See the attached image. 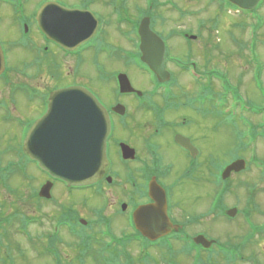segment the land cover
Listing matches in <instances>:
<instances>
[{
	"label": "flooded vegetation",
	"instance_id": "af4514ba",
	"mask_svg": "<svg viewBox=\"0 0 264 264\" xmlns=\"http://www.w3.org/2000/svg\"><path fill=\"white\" fill-rule=\"evenodd\" d=\"M161 2V0L157 2L159 9H161ZM169 2L174 5L171 0ZM47 3L55 4L48 9L47 13L51 24H55V29L61 32L67 28L69 21H56L59 9L91 12L97 21L94 35L90 40L77 46H68L69 48L53 41L52 37L48 39L39 29L37 21L40 8ZM0 6L9 10L18 32L17 37L9 40V44L2 40L3 37L0 39V52L3 54L2 62L4 63V70L0 75L1 84L11 87L14 76L13 74L11 76L10 73L16 72L14 74H17L18 72L17 66L16 68L11 66L13 65L11 58L9 61L7 53L9 47H17L19 50L25 51V55L32 61L27 63V57L22 62L16 61L19 67L23 68L21 74L24 73L26 69L24 66L27 64L28 68L35 66L40 71L53 64L54 67L49 71L57 72L56 74L51 73V76H56L58 81L75 79L74 82L57 85L46 90V93L41 96V101H34L38 104V109L33 111V113L35 112L34 116L30 119L8 118L11 122H18V143L20 138L23 140L26 136L29 128L43 116L47 110L49 95L58 89L73 86L87 89L104 106L111 124L106 142L108 163L104 174L95 184L85 187H69L63 181L52 179L40 170L37 162H27L22 146L20 147L16 143L17 147L11 151L19 153V161L6 166H2L0 162V169L9 167L15 171L13 174L19 173V175L24 174L26 168L31 169V173L35 177L29 180L26 187L19 189L25 191L26 188L25 199L30 202L29 213L31 214L24 216L26 215L25 209L20 210L23 213L18 214L20 211H11L12 214L3 217L0 226V249L7 247V238L4 234L8 230L5 227L7 218H16V228L12 234L15 232L18 236L23 237L25 246L28 245L32 257H34V264L35 262L37 264H79L87 255L89 264H97L93 260V248L101 251L106 264H110L116 259L113 264H262V259H259L260 257L257 255L259 253L252 250L253 247L255 248L256 241L261 237V239L264 238V209L261 208L260 202L253 204L251 201L257 190L263 192L262 179L256 167L252 165L248 169L246 165L245 170L229 174L230 177L222 185L220 183L217 185L218 194L206 196V201L202 202L199 209L201 212L183 210L171 198L172 190L182 185L183 182L202 186L205 181L210 180L214 173L212 162L204 160L203 153L192 144L189 137L183 135H189V131L186 133L183 131V134L178 133L187 126L186 120L184 118L177 119L175 115H171L168 120L166 115H163L165 109H168L167 107H175L179 102L167 101L163 96L164 90L170 83L179 85V79L175 80L177 74L186 71L189 64L194 69L195 65L192 61H184L174 54H168L167 45L162 39L165 44L163 67L169 73V81L161 83V77H157L142 60L143 54L139 50L140 38L138 35H134V32L132 33L137 21V17L135 19L133 17L142 13L139 12L131 16L132 8L128 6H122V9H124L129 27L123 25L124 34L122 35L117 32V36L121 38L119 40L126 43L127 49H120L122 46L118 47L113 44L106 38V32L102 34L101 31L111 25H117L118 0H81L77 4H69L67 0H0ZM93 6L96 8L100 6L95 8V12L98 14L90 9ZM166 7L172 9L170 5ZM105 9L108 10V18L105 13L101 12V10L105 12ZM121 12L123 11L121 10ZM158 18V21L154 18L156 26L158 23L161 25L167 21L161 15ZM159 38L161 39V36ZM179 38L187 44L194 42L192 36L187 32H182ZM57 41L64 44L60 40ZM160 51L158 50L157 53L160 54ZM87 56H89L93 71L92 69L85 70ZM118 58L122 59L121 63L124 69L133 71L134 82L130 80V76L125 70L111 69ZM59 59H62L63 63H68L69 59H73V67L68 66V72L60 70L55 67L57 65L55 63H59ZM97 59L100 60L97 61ZM93 64L97 69L99 68L98 75ZM59 65L61 66V63ZM75 69L76 75H78L73 74V77L71 73ZM93 72L95 82H98L99 86L92 84V75H88ZM60 74L62 79L58 78ZM125 78L134 92H120L119 83L121 81L125 83ZM145 84L149 88L143 91L139 90V87L143 89ZM27 88H21L23 92L27 93V99L38 97L35 92H32V89L28 90ZM29 93H33V96H29ZM100 95L108 102H103ZM3 102L0 101V109L7 113L8 105L6 103V106ZM191 102L183 101V108L191 106ZM142 114L146 120L145 123L138 121V117ZM127 123L129 124L128 129ZM124 132L129 134L128 139L122 136ZM176 136L188 139L190 146H194L198 153L196 151V154L191 156L187 149L175 142ZM161 137L170 139L172 147L176 148L185 160L184 173L181 175L180 181L173 176L174 168L170 167L171 163L165 162L161 156ZM156 138L159 147L152 143ZM113 153L116 155L117 163L111 160ZM239 159L243 158L239 156L229 161L227 165ZM245 173H252L254 177L246 179ZM256 173L257 178L255 177ZM171 178L173 179L170 180ZM11 179L8 178L7 181L3 179L5 190H12L13 186L9 184ZM152 181L164 190L167 200V219L177 230L172 229L165 236L155 241H148L136 231L132 220L134 211L138 207L150 204L148 189ZM230 181L245 187L242 205L239 197H234V203L231 205L226 203L227 197L233 193L229 191ZM47 183L50 186L44 189L43 186ZM15 191L16 188H13L12 192ZM238 191L240 193V190ZM88 193L90 196L88 195L89 198L86 199ZM68 200L73 203L72 209L66 207ZM79 202L82 203L80 205L82 209H78L76 206ZM112 207L113 210L110 211ZM229 213L233 216H228ZM220 222L224 225L222 230L225 239L222 241L212 235L214 223ZM198 236H202L207 241H213V243L210 247L204 248L202 244L196 243ZM13 244L18 247L19 251L25 250L21 247L22 244ZM204 244L206 243L204 242ZM20 260V264H25L22 263L25 261L24 259ZM7 261L5 258L2 263L8 264Z\"/></svg>",
	"mask_w": 264,
	"mask_h": 264
},
{
	"label": "rangeland",
	"instance_id": "374dc122",
	"mask_svg": "<svg viewBox=\"0 0 264 264\" xmlns=\"http://www.w3.org/2000/svg\"><path fill=\"white\" fill-rule=\"evenodd\" d=\"M80 1L81 0H67L69 4H77ZM161 1L164 2L165 0ZM171 1L178 8V12L177 10L172 11L170 7H165L161 9L156 8L155 10H153V12H151L153 13V17L156 21H158V16L160 15L161 17L166 18L167 20L166 22L161 23V25L158 23L157 27H154L153 24L152 30L155 32L154 34L161 36V39L165 41V44L167 45V50L169 52L168 54H174L184 61H189V59L194 58L198 61L197 63H199V67H201V70L206 69L204 63H210V66H208L207 69L210 67H217L220 72H225L232 84L236 85L239 83L240 91L238 92H240L242 97L247 100V102L251 101L257 106L260 105L261 101L264 100V97L258 91V87L256 88L253 81L251 82L250 80L252 76L251 71L253 70L254 80L258 81L259 75L263 74L262 80L264 82V69L261 70V64H259L257 67L252 68V66L249 65L248 62L246 63L247 51L245 43L250 37L251 27H245V25L253 23V19H241L240 16H237L232 12L230 14L224 13L222 11V8H220V5L217 0ZM122 6H128L129 8H132V14L130 13L131 16H134L139 12L144 13V10L146 8L144 0H124V2H121V4L118 0L119 10L122 9ZM95 8L96 7L94 6L90 7V9L94 10H92L93 12L96 11ZM101 12L103 14L105 13V16L108 15L107 9H105V12L103 10H101ZM258 15L264 19V5L258 10ZM118 28V26L111 25L101 31V33L104 34V32H106V38L111 40L113 44L117 45L118 47L122 46V48L120 49H127L125 46L126 43L122 40H119L121 38L117 36L116 32ZM114 29H116V31H114ZM176 30H182L183 33H189V35L192 36L194 42H192L191 44H187L185 41H182L179 38L180 33L178 32L180 31ZM17 35L18 32L14 18L11 17L10 12L9 10H7V8L0 6V39H2L3 37L2 40L7 41L6 43L9 44V40L13 37H17ZM233 37L236 40H233ZM257 39L261 43H258V48L256 49V43L251 42L249 49L250 54H255L252 52L253 49H256L257 52L259 51L258 60H260L261 63H263L264 65V44L262 43L264 42V27L257 32ZM118 47H116V49H119ZM7 53L9 55V61L11 58L13 64L11 66H13V68H16L17 66V70L20 73H10L11 76L12 74L14 76L11 87L7 86L6 84L3 85L0 83V101H4L3 104L5 105L7 103L8 106H6L9 109L7 113L0 109V162L2 166H6L7 164H15L20 159V157L18 156V152L15 151L14 153L13 151H11L12 149L17 147L16 143H18L17 133L19 125L18 122H11L8 118L15 119L17 117H20L23 118V120L30 119L32 116H34L35 112L33 113V111H35V109H38V104L34 101H41V96L46 93V90H48L49 88H53L57 85H63L68 82L71 83L75 81V79L72 78L67 81H58L56 76H51V73H57L56 71H49V69L54 67L53 64L52 66L50 65V67L48 68H44L43 71H40V69L36 68L35 66H29L28 68V64H24V68L26 67V69L24 70V73L21 74L23 68L19 67V64L16 61L22 62L25 57L28 58L26 60L27 63H30L32 61L28 56L25 55V51L19 50V48L17 47H9ZM14 57L16 60L13 59ZM88 57L89 56L85 58V70L92 69L93 71ZM98 60L100 59H97V61ZM121 60L118 58L117 61L114 62L111 66V69L125 70L126 72H128L130 80L134 82V79L132 78L133 71H128L127 69H124ZM62 61V59H59V63H61V66L57 62L55 63L57 64L55 67L59 68L62 71L68 72V66L73 67V59H69L68 63H63ZM93 66L94 68H96L95 64H93ZM111 69L110 71H112ZM172 69L175 71L174 68ZM98 71L99 68H96L97 75ZM76 73L77 72L75 69L72 71L71 74L72 76L73 74L77 76L78 74L76 75ZM88 75H92V84H95L97 86L100 85L98 84V82H95L94 72L91 74L88 73ZM52 77H54L55 79H53ZM177 77L179 79V86H176L175 88L176 94L184 93L186 94L184 95L185 97L190 98L192 95L194 96L195 93H197V84H194L189 76H186L185 73H178ZM58 78L62 79L61 74L58 76ZM258 85L260 88L259 82ZM24 87H28V90L32 89V92H35L38 97H33V99H27V93L21 90V88ZM146 88L148 89L149 87L145 84V87H143V89L139 87V90L143 91ZM28 95L33 96V93H29ZM100 97L103 102H108L101 95ZM229 99H231V97H229ZM185 100L184 97L176 100L179 101L176 103L177 105L175 107L165 109L163 115H166V119L168 120L171 115H175L177 119L184 118L186 120L187 126H185V128L179 131L178 133L183 134V131L185 133L189 131V135H183L189 137L192 141V144L203 153L204 160H206L207 162H212V169L215 173V169L225 167V164L228 163L232 156L236 155L234 154V151L238 142V139L236 137L238 133L236 132L235 125L229 123L227 117H224L225 121H223L222 118L217 117L218 115L216 113H213V116H207L203 118L202 116H200V114H198V111L195 107L185 106L183 108L182 104ZM24 101L28 102L25 103ZM139 117L138 121H143L144 123L146 122L143 114ZM145 117L147 116L145 115ZM258 119L259 118L255 117L251 118L252 121H258ZM128 127L129 124L127 123V129ZM122 136L125 139H128L127 137H129V134L124 132V134L122 133ZM157 140L158 139L156 138L152 143L159 147ZM169 140L165 139L164 137H161V156L163 157L165 162L171 163L170 167L174 168L173 176L176 177V180L180 181L181 175L184 173L183 166L185 165V160L179 154L178 150L172 147ZM258 153L260 154V156L264 157V144H258ZM243 154L245 155V157L247 156L246 153ZM229 155L230 158H228ZM116 159L117 158L115 153L111 154V160L117 163L118 161ZM214 173L210 177V180L205 181L202 186L192 185L189 182H183L182 185H179L175 187L174 190H172L171 198L178 205H180L181 209L183 210L188 209L195 210V212H201L199 209L202 206V202L206 201V196H213V194L215 195L217 192V185L219 183L216 180V176H214ZM244 176L246 179L254 177L252 173H245ZM10 177L12 179L10 180L9 184L13 186V188H16V191L14 192L16 194L12 192L13 188L12 190H5L6 187L4 185V180H0V226L2 224L3 217L9 216L11 211H23L26 209L24 211L26 215L24 216H28V214H31L29 213L31 208L30 202L28 201V199H25L26 188L25 191H20L19 189L22 187H26V184H28L29 180L31 178H34L35 176L32 175L31 169L28 167L26 168L24 174L17 175L16 173ZM255 177H258L257 173ZM172 179L173 178H171L170 180ZM238 190H240V193ZM229 191L230 193H233L230 195L231 200L230 197H227L226 203L231 205L232 203H234V197H239L240 204L242 205V200L245 197V187L236 185L235 182L232 183V181H230ZM262 191H264V183H262ZM254 194L255 196H252L251 201H253V204L260 202L261 208L264 209V193L261 192V190H257V192ZM88 195L89 193L86 194V199L89 198L90 195ZM75 196L76 198H78L77 195ZM81 204V202L77 203L76 206L78 209H82L80 207ZM72 205L73 203H70L68 200V204L66 205V207L72 209ZM112 210L113 207L110 211ZM22 211L18 212V214L23 213ZM17 219H19V217H17ZM15 220L16 218H7V221L5 222V227H7L8 229L6 233H4L6 234L7 238V240L5 239L7 241V247H5L4 249H0V264H3L2 261L6 258V255H8L9 258H12V264H15V262L16 264H20V259L25 260L22 263L34 264V257H32L33 255L31 254L28 245L25 246V243L23 242V237H20V235L18 236V234H15V232L12 234V232L16 228ZM222 226L224 225L221 222L214 223V231L212 235L218 238L219 241L225 239ZM261 238L256 241L255 248L253 247L252 250L256 253H259L257 255L258 257H260L259 259H262L261 263L264 264V238ZM13 243L22 244L21 247L25 248V250L23 249L19 251L18 247L15 246ZM92 254L93 260L97 262V264H106L105 258L104 256H102V253L99 249L93 248ZM116 260H113V262H115ZM113 262H111L110 264H113ZM35 264L37 263L35 262ZM79 264H89L88 255L86 256V258H83Z\"/></svg>",
	"mask_w": 264,
	"mask_h": 264
},
{
	"label": "water",
	"instance_id": "95a60500",
	"mask_svg": "<svg viewBox=\"0 0 264 264\" xmlns=\"http://www.w3.org/2000/svg\"><path fill=\"white\" fill-rule=\"evenodd\" d=\"M230 1L244 9L253 8L258 2V0ZM47 7L39 12L37 21L39 29L48 37L60 40L68 46H77L94 32L95 21L90 19L89 13L63 9H59L56 21L69 23L65 30L58 31L55 29L56 25L51 24ZM146 23L143 22L140 26L139 34L142 37L143 60L151 66L155 75L164 81L168 78L161 65L165 52L164 45L161 42L160 47L157 37L150 32ZM158 49L161 50L160 54L157 53ZM1 58L0 52V72ZM128 86L126 82L124 88H127V91L131 90ZM109 128V120L104 109L85 89L70 88L57 91L50 96L47 114L27 132L23 143L24 152L37 160L40 167L51 177L60 179L69 186L89 185L100 178L106 166L105 143ZM239 165L240 162L233 163L225 170L224 175L231 170H240ZM149 193L154 203L140 207L133 221L138 231L154 240L167 234L172 227L166 219L164 192L152 183Z\"/></svg>",
	"mask_w": 264,
	"mask_h": 264
}]
</instances>
